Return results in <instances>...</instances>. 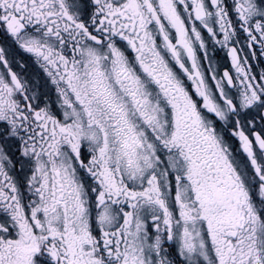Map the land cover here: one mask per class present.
I'll list each match as a JSON object with an SVG mask.
<instances>
[{"label": "snow or ice", "instance_id": "obj_1", "mask_svg": "<svg viewBox=\"0 0 264 264\" xmlns=\"http://www.w3.org/2000/svg\"><path fill=\"white\" fill-rule=\"evenodd\" d=\"M0 264H264V0H0Z\"/></svg>", "mask_w": 264, "mask_h": 264}]
</instances>
